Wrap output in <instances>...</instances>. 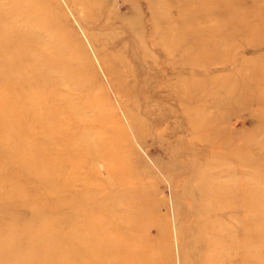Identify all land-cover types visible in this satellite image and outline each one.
Here are the masks:
<instances>
[{"label":"rangeland","instance_id":"rangeland-1","mask_svg":"<svg viewBox=\"0 0 264 264\" xmlns=\"http://www.w3.org/2000/svg\"><path fill=\"white\" fill-rule=\"evenodd\" d=\"M0 264H264V0H0Z\"/></svg>","mask_w":264,"mask_h":264},{"label":"bare ground","instance_id":"bare-ground-1","mask_svg":"<svg viewBox=\"0 0 264 264\" xmlns=\"http://www.w3.org/2000/svg\"><path fill=\"white\" fill-rule=\"evenodd\" d=\"M148 2H151V3H152L153 0H148ZM167 17H168V16H167ZM184 41H185V40H184ZM184 41H183V40H180L179 43H180V42L183 43ZM156 45H157V44H156ZM154 46H155V45H154ZM245 190H246V189H243V193H242L243 196H242V199H243V202L245 203V206H247L246 203L249 202V200H248V190H247V191H245ZM240 191H241V190H240ZM222 194H223V193H222ZM240 195H241V194H240ZM224 196H225V195H224ZM226 196H227V195H226ZM226 196H225V197H226ZM229 197H230V196H229ZM231 198H232V197H230V199H231ZM240 198H241V196H240ZM210 199H211V198H210ZM226 199H227V197H226ZM211 200H212V199H211ZM215 201H216V200H215ZM240 202H241V201H240ZM211 203H212V202H211ZM217 203H218V202H217ZM212 205H213V204H212ZM243 205H244V204H243ZM218 207H219V206H218ZM220 207H221V206H220ZM211 209H213V208H211ZM247 209H248V208H247ZM227 210H228V209H227ZM227 210H226V211H227ZM210 211H212V210H210ZM213 211H214V210H213ZM213 211H212V212H213ZM216 213H217V212H216ZM220 213H221V212H220ZM222 213H223V212H222ZM206 218H207V216H206ZM208 218H209V217H208ZM215 223H216V222H215ZM216 226H217V225H216ZM214 227H215V226H214ZM207 228L209 229V227H207ZM211 230H212V227H211ZM204 232H205V231H204ZM210 233H211V232H210ZM207 236H208V235H207ZM210 237H211V235H210ZM212 237H214V235H213ZM216 237H217V236H216ZM211 239H212V238H211ZM215 239H216V238H215ZM207 240H208V238H207ZM212 240H213V239H212ZM216 242H218V241H216ZM220 242L222 243L223 241H220ZM98 243H99V242H98ZM100 243H102V242H100ZM209 243H212V242L210 241ZM218 243H219V242H218ZM102 244L104 245V243H102ZM218 245H219V244H218ZM215 246H216V245H215ZM215 249H216V248H215ZM106 260H107V259H106ZM106 260H105V261H106Z\"/></svg>","mask_w":264,"mask_h":264}]
</instances>
